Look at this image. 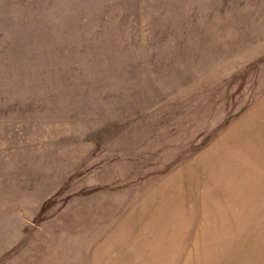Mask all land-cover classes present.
I'll list each match as a JSON object with an SVG mask.
<instances>
[{"label": "rangeland", "instance_id": "obj_1", "mask_svg": "<svg viewBox=\"0 0 264 264\" xmlns=\"http://www.w3.org/2000/svg\"><path fill=\"white\" fill-rule=\"evenodd\" d=\"M262 99L264 0H0V264H151L124 226ZM250 224L170 260L264 264Z\"/></svg>", "mask_w": 264, "mask_h": 264}, {"label": "crops", "instance_id": "obj_2", "mask_svg": "<svg viewBox=\"0 0 264 264\" xmlns=\"http://www.w3.org/2000/svg\"><path fill=\"white\" fill-rule=\"evenodd\" d=\"M230 141L229 147L227 138L219 141L195 166L177 171L152 193L151 201L135 212L129 228L124 226L129 231L119 241L125 237L132 244H124L121 253L127 248L128 256L154 250L151 264H175L170 259L175 257L176 244L184 247L176 255L184 256L187 243L213 242L215 236L223 235L224 226L239 229L243 219H250L252 238L233 241H264V99L247 113L245 121L232 132ZM185 203L192 204V209L182 215L181 207ZM208 215L211 222L206 221ZM230 220L234 224H228ZM144 228L146 233H138ZM103 251L95 255L98 261L105 257Z\"/></svg>", "mask_w": 264, "mask_h": 264}]
</instances>
